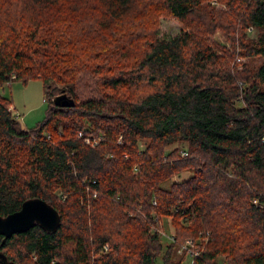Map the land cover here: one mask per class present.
<instances>
[{
  "label": "trees",
  "instance_id": "16d2710c",
  "mask_svg": "<svg viewBox=\"0 0 264 264\" xmlns=\"http://www.w3.org/2000/svg\"><path fill=\"white\" fill-rule=\"evenodd\" d=\"M13 78L48 107L26 127L0 91V216L38 197L61 224L0 235V264H183L186 238L190 264H264V0H0Z\"/></svg>",
  "mask_w": 264,
  "mask_h": 264
},
{
  "label": "rangeland",
  "instance_id": "374dc122",
  "mask_svg": "<svg viewBox=\"0 0 264 264\" xmlns=\"http://www.w3.org/2000/svg\"><path fill=\"white\" fill-rule=\"evenodd\" d=\"M160 26L161 31L164 34L168 33L169 35H175L180 32L182 24L175 17L163 14L160 16ZM250 33L253 34V32ZM213 37L214 39H217L221 42H226V44L229 45V42L225 40V36L221 30H217ZM0 91L3 96L12 99V103L15 107V114L17 115L18 120H20L24 126L34 127L44 118L48 103L46 101L44 85L41 79H33L25 83L13 78L12 82L1 87ZM190 175L191 172H182V174L176 175L173 180H181L189 177ZM171 182L172 179L165 182L164 186H169ZM166 220L168 221L167 224L170 233H175L176 229H178L177 223H172V217H167ZM163 223L165 227L166 222L164 220ZM164 227H161V230L164 231ZM170 233L164 232V234H166V236L171 240L172 237L169 235ZM197 252L198 248L194 241L191 238H186L179 245H177L176 259L179 260L187 254L188 257L186 259L184 258L183 264H190L192 260L190 255L195 256Z\"/></svg>",
  "mask_w": 264,
  "mask_h": 264
},
{
  "label": "water",
  "instance_id": "95a60500",
  "mask_svg": "<svg viewBox=\"0 0 264 264\" xmlns=\"http://www.w3.org/2000/svg\"><path fill=\"white\" fill-rule=\"evenodd\" d=\"M74 95L71 87V94L60 93L54 98V102L60 106H73L75 105ZM35 224H39L41 228L49 232H54L60 227L61 215L54 206L42 198L26 199L20 210L7 216H0V235L4 236L3 242L15 233L28 230ZM0 256L6 261L3 254Z\"/></svg>",
  "mask_w": 264,
  "mask_h": 264
},
{
  "label": "built area",
  "instance_id": "2783aa9c",
  "mask_svg": "<svg viewBox=\"0 0 264 264\" xmlns=\"http://www.w3.org/2000/svg\"><path fill=\"white\" fill-rule=\"evenodd\" d=\"M80 134L82 135L83 133H80ZM85 140H86V142H88V143L91 142L89 137H86Z\"/></svg>",
  "mask_w": 264,
  "mask_h": 264
}]
</instances>
